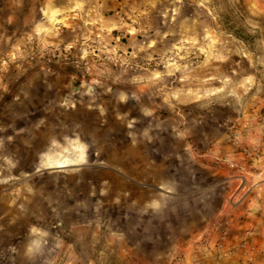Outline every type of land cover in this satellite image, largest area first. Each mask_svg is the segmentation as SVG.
I'll return each instance as SVG.
<instances>
[{
	"label": "rangeland",
	"instance_id": "374dc122",
	"mask_svg": "<svg viewBox=\"0 0 264 264\" xmlns=\"http://www.w3.org/2000/svg\"><path fill=\"white\" fill-rule=\"evenodd\" d=\"M64 4L0 0L20 263L264 264V0H145L128 35L90 4L56 33Z\"/></svg>",
	"mask_w": 264,
	"mask_h": 264
},
{
	"label": "crops",
	"instance_id": "0c3cea01",
	"mask_svg": "<svg viewBox=\"0 0 264 264\" xmlns=\"http://www.w3.org/2000/svg\"><path fill=\"white\" fill-rule=\"evenodd\" d=\"M66 4L60 7L59 11H56L55 21L58 25L54 26L56 33H62L66 28L65 32H72L73 30L78 31L77 27L81 24L79 17L82 16L77 8L88 7L90 4L91 9V19H98L100 21L102 19L103 10L111 9L115 10L114 17L118 18L117 24L113 26L112 33L116 31H122L126 29V34L131 31L128 30L126 23H124L125 15H129L130 9L134 8L136 10L135 16L142 17L143 9L150 8L151 6H145V0H65ZM68 1L77 2L76 5L68 3ZM81 1V2H80ZM90 2V3H89ZM80 5V6H77ZM153 12V10L151 11ZM76 17V18H75ZM145 23V22H144ZM67 25H71L69 29H67ZM50 28V27H49ZM98 28V27H97ZM101 29V28H99ZM54 31V32H55ZM110 31L105 30L103 28L99 33H110ZM119 33V32H118ZM78 35V34H77ZM117 41V40H115ZM17 198V197H16ZM17 198V202H18ZM15 209V182L7 186H0V252L4 254V259L0 261V264H15V257L17 264H21L20 260H25L29 255L27 254V249H20L18 251L15 250V232L13 229L9 230L8 227L13 225L15 218L13 217L12 210ZM28 264V263H24Z\"/></svg>",
	"mask_w": 264,
	"mask_h": 264
},
{
	"label": "clouds",
	"instance_id": "9594fccd",
	"mask_svg": "<svg viewBox=\"0 0 264 264\" xmlns=\"http://www.w3.org/2000/svg\"><path fill=\"white\" fill-rule=\"evenodd\" d=\"M123 98V97H122ZM145 136H148V133H144ZM162 207H167V204H162L159 200H153L150 203H148L145 207V212H147L148 209L159 211ZM33 234H38L40 236H46L47 233L41 232L40 230L36 228L31 229ZM41 247V241L39 239L33 240L31 244L28 247L27 254L31 256L34 252L38 251Z\"/></svg>",
	"mask_w": 264,
	"mask_h": 264
},
{
	"label": "built area",
	"instance_id": "2783aa9c",
	"mask_svg": "<svg viewBox=\"0 0 264 264\" xmlns=\"http://www.w3.org/2000/svg\"><path fill=\"white\" fill-rule=\"evenodd\" d=\"M4 259V254L0 252V261Z\"/></svg>",
	"mask_w": 264,
	"mask_h": 264
}]
</instances>
